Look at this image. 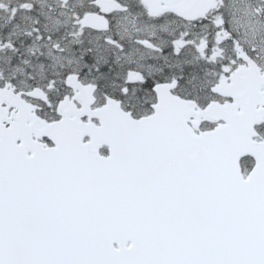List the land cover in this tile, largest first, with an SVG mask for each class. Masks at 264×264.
<instances>
[{
	"label": "snow or ice",
	"instance_id": "obj_1",
	"mask_svg": "<svg viewBox=\"0 0 264 264\" xmlns=\"http://www.w3.org/2000/svg\"><path fill=\"white\" fill-rule=\"evenodd\" d=\"M0 264H264V0H0Z\"/></svg>",
	"mask_w": 264,
	"mask_h": 264
}]
</instances>
